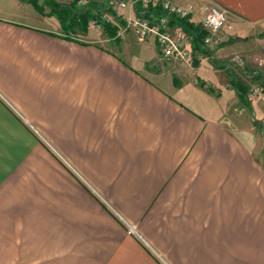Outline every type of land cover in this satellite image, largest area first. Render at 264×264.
Instances as JSON below:
<instances>
[{
	"label": "crops",
	"instance_id": "1",
	"mask_svg": "<svg viewBox=\"0 0 264 264\" xmlns=\"http://www.w3.org/2000/svg\"><path fill=\"white\" fill-rule=\"evenodd\" d=\"M50 1L0 0V264H264V0L194 1L192 63Z\"/></svg>",
	"mask_w": 264,
	"mask_h": 264
},
{
	"label": "built area",
	"instance_id": "2",
	"mask_svg": "<svg viewBox=\"0 0 264 264\" xmlns=\"http://www.w3.org/2000/svg\"><path fill=\"white\" fill-rule=\"evenodd\" d=\"M194 1L198 0H110L116 21L106 10L93 23L100 29H104L105 22L123 23L113 38H121L130 31L143 39L154 37L164 60L192 63V53L187 48L186 39L172 32L171 23L178 18H186L194 9ZM183 2L188 5L185 6ZM85 3L86 0L79 1L81 5ZM205 10L202 26L206 35L203 41L206 46H212L218 42L217 35L229 22L231 13L217 4L206 6ZM250 89L253 97L264 95V87L260 84ZM125 223L130 232H136L134 225Z\"/></svg>",
	"mask_w": 264,
	"mask_h": 264
},
{
	"label": "trees",
	"instance_id": "3",
	"mask_svg": "<svg viewBox=\"0 0 264 264\" xmlns=\"http://www.w3.org/2000/svg\"><path fill=\"white\" fill-rule=\"evenodd\" d=\"M80 0H73L72 4L70 5H61L55 2H51L50 1V5L52 7V10L55 11L58 16L60 17V19L62 20V22H67L68 21V25L70 26H74L77 24V26H79L82 31H86L88 28V24L89 21L94 17L92 15V13L94 14L95 12L98 14H102L103 12H105L106 10H108L109 12L115 14V12L111 9V5L110 2L108 0H105L101 3H99L100 5L103 4L105 6V10L103 8H100L98 10L97 8V4L96 2L92 1L93 3H89L87 6H81L79 4ZM81 6V7H80ZM97 15V14H96ZM96 18H98L96 16ZM79 19V22H77V20ZM183 18H178L177 20H180L183 22L182 20ZM123 25V23H111V22H105L104 23V30H106V34L109 37H115L117 34V31L119 29V26ZM205 35L204 31L198 32L195 35L194 38V49H202V44H203V36ZM261 78V77H259ZM260 85L262 87H264V78L262 79V81H260ZM263 84V85H262ZM231 85L233 86V88L236 90L239 100L242 104L244 105H248L249 103V91L250 88L249 86L241 83L240 81H234L232 80ZM212 89L210 88V91Z\"/></svg>",
	"mask_w": 264,
	"mask_h": 264
},
{
	"label": "rangeland",
	"instance_id": "4",
	"mask_svg": "<svg viewBox=\"0 0 264 264\" xmlns=\"http://www.w3.org/2000/svg\"><path fill=\"white\" fill-rule=\"evenodd\" d=\"M36 1H38L39 2V0H36ZM92 1H94V0H90V2L91 3H93ZM109 2H110V0H108ZM40 2L42 3L43 2V0H40ZM89 1H88V3H86L84 6H87L89 3H90ZM94 2H96V4L99 2V0L98 1H94ZM97 8H98V10L100 9V8H103L104 10H105V6L103 5V4H101V5H99V4H97ZM99 15V14H98ZM111 15H112V17H113V19L116 21V16L115 15H113L112 13H111ZM89 23H91V21H89ZM89 25L90 24H88V27H89ZM91 25H93V26H95L97 29H98V26L96 25V24H94V23H92ZM88 29V28H87ZM131 32V31H130ZM99 35L101 36H103V34H101L100 32H99ZM203 64H207V63H203ZM208 74H210V75H213L212 73H208ZM189 75H190V78H191V80L192 81H194L195 79H196V77H194L193 76V74L192 73H189ZM188 76V75H187ZM181 79H186V78H184V77H180ZM201 78H200V80L198 79V83H202L201 82ZM253 87H255V86H253ZM252 88V87H251ZM251 90V89H250ZM249 98L250 97H253L250 93H249ZM260 97H263L264 98V95H260ZM249 118H250V116H249V114H247V119L249 120ZM263 125H264V123H263ZM264 128V127H263ZM257 130H259L260 131V127H257Z\"/></svg>",
	"mask_w": 264,
	"mask_h": 264
}]
</instances>
